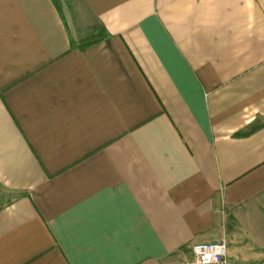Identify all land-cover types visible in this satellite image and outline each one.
<instances>
[{
    "label": "crops",
    "instance_id": "crops-1",
    "mask_svg": "<svg viewBox=\"0 0 264 264\" xmlns=\"http://www.w3.org/2000/svg\"><path fill=\"white\" fill-rule=\"evenodd\" d=\"M71 6L0 0V264H264V0Z\"/></svg>",
    "mask_w": 264,
    "mask_h": 264
},
{
    "label": "built area",
    "instance_id": "built-area-1",
    "mask_svg": "<svg viewBox=\"0 0 264 264\" xmlns=\"http://www.w3.org/2000/svg\"><path fill=\"white\" fill-rule=\"evenodd\" d=\"M191 259L180 264H233L228 257L224 240L197 243L191 246Z\"/></svg>",
    "mask_w": 264,
    "mask_h": 264
},
{
    "label": "rangeland",
    "instance_id": "rangeland-1",
    "mask_svg": "<svg viewBox=\"0 0 264 264\" xmlns=\"http://www.w3.org/2000/svg\"><path fill=\"white\" fill-rule=\"evenodd\" d=\"M58 2H59V5H60V13H61V15H62V17H63V19H65L64 18V12H65V9H64V5H67L68 6V8H69V10H71L72 9V6H71V0H58ZM72 11V10H71ZM66 21H67V19H66ZM261 206H264V202L262 201V202H260L259 203ZM255 210H256V208L254 207V208H252V206H248V207H246V208H244V213L245 214H250V212H255ZM243 213V212H242ZM252 216H253V218H257L256 219V221H255V223H254V225L252 224V223H250V228L252 229V230H254L255 229V232H254V236H257V234H260V235H262V233H261V231L263 230V228H264V226L263 225H261L262 223H261V220H260V218H261V215H258V214H256V215H253L252 214ZM230 222H232V223H230ZM230 224H232V225H234L235 224V222H234V219L232 220V221H229L227 218H226V221H225V228L226 229H228L229 228V225ZM232 234H233V232H231ZM232 234H230V237H232L231 235ZM236 242L235 243H242V246H239L242 250H254V249H252V247H253V245H252V243L253 242H251V244H250V242L248 243L249 245L246 247V245L244 244V243H246V240H244L245 238H247V236H245L244 237V235L243 234H241L240 232H237L236 233ZM228 237H227V235L226 236H224V238H222L221 240H224L225 242H226V244H227V246H230V247H232V249L234 250L236 247H234V246H231L232 244H234V243H230L229 241H228ZM231 239V238H230ZM218 241H220V240H218ZM190 258H185L181 263H184V262H186V261H188ZM259 264H263L262 262L261 263H259Z\"/></svg>",
    "mask_w": 264,
    "mask_h": 264
},
{
    "label": "trees",
    "instance_id": "trees-1",
    "mask_svg": "<svg viewBox=\"0 0 264 264\" xmlns=\"http://www.w3.org/2000/svg\"><path fill=\"white\" fill-rule=\"evenodd\" d=\"M54 6L56 7V9L58 10V12H60V5L58 0H52ZM108 35L106 33V31L101 28L97 34L88 36L86 38H84L83 40H80L78 42L74 41L73 39L70 40V49L74 50V49H78L80 51H83L99 42H101L102 40H104L105 38H107ZM258 127H260L259 124H254L252 125L247 131L245 132H238L235 134V136H246L248 134H250L251 132H253L255 129H257Z\"/></svg>",
    "mask_w": 264,
    "mask_h": 264
}]
</instances>
